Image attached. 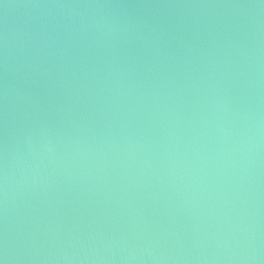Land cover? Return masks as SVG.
Instances as JSON below:
<instances>
[{
	"label": "water",
	"instance_id": "95a60500",
	"mask_svg": "<svg viewBox=\"0 0 264 264\" xmlns=\"http://www.w3.org/2000/svg\"><path fill=\"white\" fill-rule=\"evenodd\" d=\"M0 264H264V0H0Z\"/></svg>",
	"mask_w": 264,
	"mask_h": 264
}]
</instances>
